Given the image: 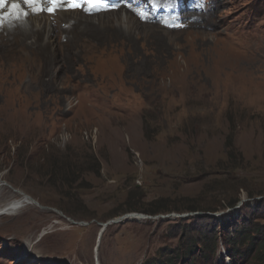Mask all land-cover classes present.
Here are the masks:
<instances>
[{"label": "rangeland", "instance_id": "obj_1", "mask_svg": "<svg viewBox=\"0 0 264 264\" xmlns=\"http://www.w3.org/2000/svg\"><path fill=\"white\" fill-rule=\"evenodd\" d=\"M206 9L0 27L30 47L0 57V207L33 201L0 217V264H264V0Z\"/></svg>", "mask_w": 264, "mask_h": 264}, {"label": "snow or ice", "instance_id": "obj_2", "mask_svg": "<svg viewBox=\"0 0 264 264\" xmlns=\"http://www.w3.org/2000/svg\"><path fill=\"white\" fill-rule=\"evenodd\" d=\"M45 3L49 5L45 7ZM105 3V0H0V27L13 20L19 21L32 13L47 11L54 13L61 5L72 9H82L91 12ZM111 7H115L112 5ZM143 17V13H139Z\"/></svg>", "mask_w": 264, "mask_h": 264}, {"label": "bare ground", "instance_id": "obj_3", "mask_svg": "<svg viewBox=\"0 0 264 264\" xmlns=\"http://www.w3.org/2000/svg\"><path fill=\"white\" fill-rule=\"evenodd\" d=\"M45 7H48L49 5H47L46 3H45V5H44ZM94 10H97V9H94ZM57 11H59V10H57ZM121 11H122V9H121ZM30 12V11H29ZM42 12H46V11H42ZM81 12V11H80ZM56 13V12H55ZM77 13V12H76ZM40 14H42V13H40ZM44 15V14H43ZM42 15V16H43ZM47 15H49V13L47 14ZM54 15V14H53ZM52 15V16H53ZM62 15V14H61ZM71 15V14H70ZM119 15V14H118ZM29 16H31V15H29ZM28 16V17H29ZM45 16V15H44ZM51 16V15H50ZM55 16V15H54ZM124 16V13H122V17ZM36 17V16H35ZM56 18H58L57 16H55ZM76 17V16H75ZM79 17V16H78ZM27 18V17H26ZM38 18H40V17H38ZM50 18V17H49ZM53 18V17H52ZM22 19H24V17H22ZM31 19H32V17H31ZM30 19V20H31ZM44 19V18H43ZM42 19V20H43ZM54 19V18H53ZM25 20V19H24ZM27 20H29V19H27ZM39 20H41V19H39ZM38 20V21H39ZM62 20V19H61ZM38 21H37V23H38ZM28 22V21H27ZM41 22V21H40ZM44 23H45V21H43ZM84 22V21H83ZM12 23V22H11ZM30 23V22H29ZM33 23V22H32ZM47 23L49 24L50 23V21L48 22V20H47ZM52 23V22H51ZM50 23V24H51ZM57 23V22H56ZM7 24V23H6ZM21 24V23H20ZM25 24V23H24ZM53 24H54V22H53ZM12 25V24H11ZM30 25H33V24H30ZM29 26V25H28ZM53 26V25H52ZM64 26V25H63ZM25 27V26H24ZM35 27V26H34ZM37 27V26H36ZM38 27H39V24H38ZM47 27V26H46ZM45 27V28H46ZM51 27V26H50ZM76 27V26H75ZM42 28V27H41ZM57 28V27H56ZM1 29V28H0ZM36 30V29H35ZM42 30V29H41ZM56 30V29H55ZM58 30V29H57ZM50 31H52V30H50ZM18 38H16V40H17ZM18 41V40H17ZM22 42V41H21ZM24 42H25V40H24ZM2 44V43H1ZM12 44V43H11ZM24 44H26V45H28L27 43H24ZM31 45V44H30ZM74 45V44H73ZM2 46V45H1ZM4 46H5V44H4ZM35 46V45H34ZM29 46H18V45H8L7 47H4V49L3 50H1L0 51V57L3 59V65H9L10 67L13 65V64H17V62L18 61H23L24 59H25V57H26V55L27 54H29ZM33 49V48H32ZM34 50V49H33ZM38 52H37V50H35L34 52H32V56L33 57H35V59L34 60H37V54ZM31 54V53H30ZM31 56V57H32ZM29 57H30V55H29ZM29 60V59H28ZM30 197V196H29ZM28 197V195H22V196H20V198H18V199H15V200H11V201H9L8 203H6L5 205H3V206H1L0 207V217H2L3 215H11V216H15V215H17L19 212H20V210H22V202H24V201H26V202H33L30 198Z\"/></svg>", "mask_w": 264, "mask_h": 264}, {"label": "trees", "instance_id": "obj_4", "mask_svg": "<svg viewBox=\"0 0 264 264\" xmlns=\"http://www.w3.org/2000/svg\"><path fill=\"white\" fill-rule=\"evenodd\" d=\"M8 45H12V44H8ZM8 45H5V46H0V51L1 50H3L4 49V47H7ZM13 45H16V44H13ZM18 46H21V45H18ZM96 160V159H95ZM98 163V162H97ZM72 166H73V164L71 163H69V162H65V165L63 166V168H61V170H62V174H63V176L65 175V171L67 170V169H72ZM59 168V167H58ZM89 170H91V171H95L93 168H89ZM75 171V170H74ZM73 170H72V172H74ZM79 171V170H78ZM69 184H70V182H69ZM73 184L74 183H71V186H73ZM71 188V187H70ZM134 208H131L130 210H133ZM159 211H161V210H155V211H152V213H158ZM248 236V235H247ZM255 237L254 236H252V235H249V239L251 240V242H250V244H249V246L247 247V248H245L242 252L243 253H248V252H252L253 251V249H254V242H252V240L254 239ZM263 243V244H262ZM261 243V250L260 251H258V254H257V257H258V259H261V260H264V242H262ZM243 244H246V241H244L243 242ZM255 252H256V250H255ZM204 255V254H203ZM209 254L207 253V254H205V256H208Z\"/></svg>", "mask_w": 264, "mask_h": 264}, {"label": "water", "instance_id": "obj_5", "mask_svg": "<svg viewBox=\"0 0 264 264\" xmlns=\"http://www.w3.org/2000/svg\"><path fill=\"white\" fill-rule=\"evenodd\" d=\"M143 216H144V215H143ZM145 217H146V216H145ZM125 219H126L125 221L127 222L128 220H131V219H133V218H130L129 215H126V216H125ZM120 220H121V218H119V219H115V220H112V221H108L107 223L104 224V226L106 227L108 224H110V223H112V222H118V221H120ZM104 229H105V228H104ZM104 229H103V230H104ZM103 230H102V231H103Z\"/></svg>", "mask_w": 264, "mask_h": 264}]
</instances>
